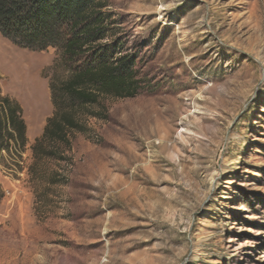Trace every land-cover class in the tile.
<instances>
[{"label": "rangeland", "instance_id": "obj_1", "mask_svg": "<svg viewBox=\"0 0 264 264\" xmlns=\"http://www.w3.org/2000/svg\"><path fill=\"white\" fill-rule=\"evenodd\" d=\"M100 4L95 45L133 55L141 89L80 115L56 157L34 151L50 85L86 58L0 33L26 124L0 154V264H264V0Z\"/></svg>", "mask_w": 264, "mask_h": 264}, {"label": "trees", "instance_id": "obj_2", "mask_svg": "<svg viewBox=\"0 0 264 264\" xmlns=\"http://www.w3.org/2000/svg\"><path fill=\"white\" fill-rule=\"evenodd\" d=\"M100 2L0 0L3 37L23 48L59 47L70 63L86 58L80 66H72L61 83H51L55 112L36 141V155L56 157L59 150H50L51 145L70 146L71 133L85 132L80 115L93 106L103 107L102 98H131L141 89L133 55H119L117 43L95 45L107 37L108 30ZM12 141L25 146L26 124L19 103L0 90V154L11 150Z\"/></svg>", "mask_w": 264, "mask_h": 264}, {"label": "bare ground", "instance_id": "obj_3", "mask_svg": "<svg viewBox=\"0 0 264 264\" xmlns=\"http://www.w3.org/2000/svg\"><path fill=\"white\" fill-rule=\"evenodd\" d=\"M35 67H36V66H35ZM23 70H24V69H23ZM25 71H28V70H27V69H25V70H24V72H25ZM29 73H30V71H29ZM24 74H25V73H24ZM25 83H26V81H25ZM25 85H26V84H25ZM25 87H26V86H25Z\"/></svg>", "mask_w": 264, "mask_h": 264}]
</instances>
